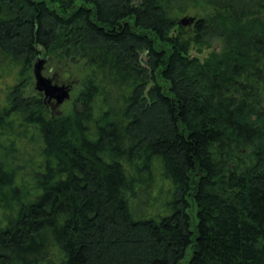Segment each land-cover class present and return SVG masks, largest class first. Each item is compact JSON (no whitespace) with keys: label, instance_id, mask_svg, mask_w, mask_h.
Returning a JSON list of instances; mask_svg holds the SVG:
<instances>
[{"label":"trees","instance_id":"1","mask_svg":"<svg viewBox=\"0 0 264 264\" xmlns=\"http://www.w3.org/2000/svg\"><path fill=\"white\" fill-rule=\"evenodd\" d=\"M39 57L84 61L69 115L26 96ZM6 66L0 136L42 162L0 154V264H264V0H0Z\"/></svg>","mask_w":264,"mask_h":264},{"label":"rangeland","instance_id":"2","mask_svg":"<svg viewBox=\"0 0 264 264\" xmlns=\"http://www.w3.org/2000/svg\"><path fill=\"white\" fill-rule=\"evenodd\" d=\"M199 13H202V10H200ZM195 15V13H191L186 17L192 18ZM189 31L191 32L192 30L189 29ZM191 35L192 32L190 33V36ZM222 47L223 44L221 40L218 38H211L203 47L193 46L191 54L204 59L212 52H220ZM6 67L10 70L0 68V110L9 105V92L13 89L15 84H19V82L24 78V76L21 75L20 68L16 67V69L13 70L10 66ZM86 74L87 69L84 61H78L76 64L71 62H62L55 57L49 59V62L46 64L44 70V75L51 78L57 85L61 86L62 84H66L72 86L71 98L57 107L54 111L52 110L54 116H66L72 112L75 105V99L82 91V82ZM31 76V82L26 88V96L28 97L40 95L35 89V79L32 72ZM19 123L20 116L15 117L11 124L6 126V135L0 136V154L7 156V158H5L9 160L12 166L15 168L18 167L20 176L22 175L29 179V176L34 172V169L36 170L35 167L42 162V141L38 130L19 127ZM11 142L14 143L15 150L13 152L8 150L9 147L7 148Z\"/></svg>","mask_w":264,"mask_h":264},{"label":"water","instance_id":"3","mask_svg":"<svg viewBox=\"0 0 264 264\" xmlns=\"http://www.w3.org/2000/svg\"><path fill=\"white\" fill-rule=\"evenodd\" d=\"M194 19L184 18L181 24L187 26L191 25ZM47 58L39 57L33 65V77L35 79V89L39 94L44 95L45 101H54L55 105L59 107L71 98V90L67 85H57L51 78L44 75Z\"/></svg>","mask_w":264,"mask_h":264},{"label":"flooded vegetation","instance_id":"4","mask_svg":"<svg viewBox=\"0 0 264 264\" xmlns=\"http://www.w3.org/2000/svg\"><path fill=\"white\" fill-rule=\"evenodd\" d=\"M62 85H66V84H62ZM67 86H69L70 90L72 91V86L71 85H67ZM40 95H42L44 98L43 94H40ZM44 101H45V99H44ZM45 103L47 105V108H48L50 115L54 116V113L52 112V110L54 111L57 108V106L55 105V102L54 101H45Z\"/></svg>","mask_w":264,"mask_h":264}]
</instances>
